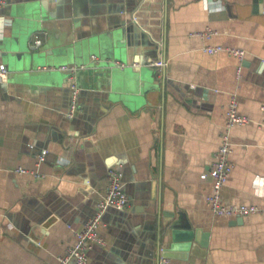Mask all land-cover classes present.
<instances>
[{
	"label": "crops",
	"instance_id": "obj_1",
	"mask_svg": "<svg viewBox=\"0 0 264 264\" xmlns=\"http://www.w3.org/2000/svg\"><path fill=\"white\" fill-rule=\"evenodd\" d=\"M5 2L0 264H58L104 196L110 168L121 172L129 208L104 214L105 246L91 247L88 264H157L160 256L170 264H264V213L215 216L206 202L211 183L200 179L235 97L249 122L229 131L232 170L221 200L264 207V0ZM206 28L216 34L192 36ZM38 32L42 45L30 50ZM207 46L244 50L241 78L235 57L207 54ZM159 60L161 77L147 65ZM82 65L97 75L77 76L70 119L69 75L59 68ZM186 232L195 249H173Z\"/></svg>",
	"mask_w": 264,
	"mask_h": 264
},
{
	"label": "built area",
	"instance_id": "obj_2",
	"mask_svg": "<svg viewBox=\"0 0 264 264\" xmlns=\"http://www.w3.org/2000/svg\"><path fill=\"white\" fill-rule=\"evenodd\" d=\"M6 6L5 0H0V9ZM4 24H0V34ZM216 34L215 31L206 28L204 31L192 34V36H199L203 39H210ZM41 34L35 33L29 42L30 50H38L42 45ZM204 52L207 54H217L225 52L238 60L236 69L237 78H241L242 63L245 57V51L237 48H229L223 46H207L204 48ZM95 60L94 57H92ZM148 66L154 67L158 77H161L162 71L165 68V62L162 60L156 62L147 63ZM119 68L124 67L122 64H118ZM133 67H138L139 62H133ZM85 66H61L59 70L67 71L70 73L69 82L71 83V105L67 113L68 118H73L77 110V96L78 89L73 84V74L76 70L84 69ZM7 75V69L3 64H0V83L4 82ZM261 112H264V105L260 107ZM225 127L224 133L221 135L220 142L216 151L213 154V161L207 172L200 175L201 180H209L211 183V192L206 198V202L210 208V211L217 217L224 218H240L250 214L264 213V207L256 206H225L221 200V190L225 186L232 170V164L229 160L231 153V145L229 140V131L235 126H242L249 122L248 118L241 116L237 112V103L235 97L232 98L229 107L225 113ZM47 151L43 150L37 156L36 166H40L45 161ZM17 172L20 174H30L31 171L18 168ZM107 186L104 196L98 201L95 206L93 214L83 223L80 230L75 233V243L73 246L67 249L64 256L58 258V264H69L73 261V264H88V252L93 245L105 246V242L99 236V228L101 225L104 214L113 209L116 211H125L129 208V200L126 194L123 192L121 185V172L119 170L110 168L107 170ZM157 264H170V260L165 256H160Z\"/></svg>",
	"mask_w": 264,
	"mask_h": 264
},
{
	"label": "water",
	"instance_id": "obj_3",
	"mask_svg": "<svg viewBox=\"0 0 264 264\" xmlns=\"http://www.w3.org/2000/svg\"><path fill=\"white\" fill-rule=\"evenodd\" d=\"M55 1V0H54ZM58 1V0H57ZM28 61L29 64L32 66L35 63V57L33 55H28ZM96 71L91 70V69H87L86 67L84 69L81 70H76L74 72L76 81H73V84H76V87L79 88L78 84H77V76L81 75L83 76L84 74H86L88 77H91V79L94 77H96ZM95 73V75H93ZM68 75L70 76V73L68 72ZM71 85V83L69 82V86ZM116 211V210H115ZM118 212H122V211H118ZM180 240V241H179ZM198 243L197 238L195 237V235L191 232H186L184 233V237H175L174 238V243L176 245L172 246L173 249H177V248H182L183 250H187L191 247H193V250L195 249V245L192 242ZM180 243V244H178ZM180 245V246H177ZM168 258V257H167Z\"/></svg>",
	"mask_w": 264,
	"mask_h": 264
}]
</instances>
